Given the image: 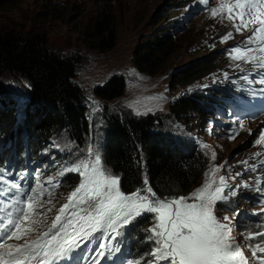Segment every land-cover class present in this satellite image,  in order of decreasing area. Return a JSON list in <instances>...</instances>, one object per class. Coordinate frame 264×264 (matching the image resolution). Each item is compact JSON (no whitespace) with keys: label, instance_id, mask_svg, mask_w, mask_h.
<instances>
[{"label":"rangeland","instance_id":"rangeland-1","mask_svg":"<svg viewBox=\"0 0 264 264\" xmlns=\"http://www.w3.org/2000/svg\"><path fill=\"white\" fill-rule=\"evenodd\" d=\"M234 3L235 0H210L207 5L204 0H14L0 9V25L23 32L43 31L50 48L61 53L74 54L79 51L74 82L85 92L92 126L82 145L71 140L64 132L58 131L41 149L39 162L33 166L32 174L41 179L46 192L41 201L44 205L43 213H46L43 215L46 220L43 227L51 224L61 206L68 203V195L80 183L78 173L60 175L64 167L78 159H92L95 153L101 155L106 109L120 113L121 116L124 113L130 116L165 115L170 101L206 87H223L229 91L235 88L236 91L230 94L237 101V107H234V113L231 115L223 111L216 123L212 122V118L201 122L199 117H194L193 122L202 123L206 127V131L200 130L199 135H194L186 129V123L171 119L167 123V131L173 139L192 142L207 159L200 183L192 187L184 197H189L201 188L206 179L213 180L215 187L220 183L221 176L225 178L227 185L233 187L232 191L236 192V178L246 170L251 173V177L247 178L248 185L264 186V141L256 144L257 139L264 133V94L261 93L264 83H259L264 80V67L259 66V61L234 59L236 54L230 52L237 47L242 50L251 48L253 51H244V55H262L259 42H246V37L251 35V29L255 26L249 25L248 28L237 32L234 24H240V20L229 19L227 8L215 15L211 11L213 8L220 9L222 4L230 6ZM107 6L113 8L115 45L106 52L88 50L81 41L82 26L92 21ZM171 10L174 11L170 13ZM170 25L174 28L177 26L173 31L177 50L156 69L154 76L137 72L131 62L135 45L143 43L153 33L158 32V27L162 26L164 29ZM228 33L232 35L225 40L224 37ZM210 57L214 63L207 75L186 85L170 87L172 76L177 74L180 68L195 60ZM113 75L123 77V95L114 102L103 104L92 96L91 90L101 86ZM158 94H166L168 98L161 99ZM240 121H243L242 125ZM0 145L5 146V143L0 142ZM90 149L93 155H90ZM40 161L50 166L48 172L40 171ZM245 161L247 163H244ZM252 166H255V170H252ZM102 167L110 170L103 164ZM213 168L218 169L214 174L210 172ZM69 175L75 177L76 184H64L65 177ZM115 176L119 177L116 174ZM28 177L26 175V178ZM10 178L9 170L4 172L0 187ZM257 178L260 180L259 184ZM49 179L52 183H48ZM254 197L255 195L244 191L240 205H237L238 212L229 206H223L224 214L219 220H224L227 216L235 222L242 214L253 219L259 227V233H263L264 220L252 216L253 211L261 206L249 208L243 203L246 200L264 202V191L259 199ZM238 225L236 224V230H232L231 235L238 236L237 243L241 244L245 256L251 258V264H260L259 259L252 257L248 245L264 246V237L257 235L256 231H245L241 228L239 230ZM249 234H252L254 239L245 240L244 237ZM256 255L264 257V253L257 252Z\"/></svg>","mask_w":264,"mask_h":264},{"label":"trees","instance_id":"trees-1","mask_svg":"<svg viewBox=\"0 0 264 264\" xmlns=\"http://www.w3.org/2000/svg\"><path fill=\"white\" fill-rule=\"evenodd\" d=\"M13 1L0 0V9ZM112 10L107 6L82 26L81 41L88 50L106 52L115 45ZM162 26L149 39L135 45L131 62L137 72L154 76L156 69L177 50L173 25L164 29ZM78 53H61L50 48L43 31L23 32L0 25V142L9 140L15 155L13 157L6 150V143L0 150V158L9 157L15 161V167L25 170V165L37 163L39 151L58 131L78 144L85 143L92 119L85 92L74 82ZM213 63L210 57L185 65L172 76L170 87L202 78L213 68ZM124 88L123 77L113 75L101 86L94 87L91 94L107 104L120 98ZM229 94L227 90L215 87L196 90L170 101L166 114L160 116H130L128 113L121 116L106 109L105 136L100 147L102 164L119 175L124 191L140 188L145 172L157 195H185L200 183L207 159L192 142L173 139L167 131V123L170 119L186 123V129L199 135L200 130L206 131V127L193 122V118L199 117L201 122L210 117L216 118L218 109L228 100ZM41 169L46 171L48 168L43 164ZM244 173L245 178L251 177L250 171ZM73 180L68 176L64 184L70 186ZM250 185L247 190L257 193L259 186ZM240 199L238 194L237 201L230 205L235 212H238ZM243 203L249 208L258 205L253 200ZM214 209L222 215L219 206ZM258 214V219L264 220V211L258 210ZM142 221L131 229L130 248L133 251L141 248V238L138 241L135 239L140 237L138 227ZM237 224L239 230L260 232L255 221L249 217H243Z\"/></svg>","mask_w":264,"mask_h":264},{"label":"snow or ice","instance_id":"snow-or-ice-1","mask_svg":"<svg viewBox=\"0 0 264 264\" xmlns=\"http://www.w3.org/2000/svg\"><path fill=\"white\" fill-rule=\"evenodd\" d=\"M204 3L207 5L210 0H204ZM224 8L229 12V19L239 18L240 24H234L237 32L249 25L255 26L251 29V35L246 37V42H259V51L262 53L261 56H247L244 51L252 52L253 49L242 50L237 47L230 50L236 54L233 58L259 61V66L264 67V0H235L233 5L222 4L220 9L213 8L212 14L215 15ZM231 35L228 33L224 39ZM259 83H264V80ZM261 93L264 94V90ZM240 123L242 125L243 121ZM262 141L264 133L257 139L256 144L259 145ZM90 155H93L91 149ZM252 170H255V166H252ZM217 171V168L210 170L213 174ZM64 173H78L80 176L79 185L67 197L68 203L61 206L48 231L41 232L35 240H25L23 244L0 243V264H31L42 252L44 256H63L97 232L106 234L107 229H111L119 235L140 217L152 213H155V224L146 232L151 233L148 240L153 242L154 247L147 254L144 264H251V258L245 256L241 244L231 235L232 218L226 216L223 219L228 223H222L214 214L217 202L226 201L228 195H236L235 191L224 194V189L229 186L223 176L219 177L220 183L215 187L213 180L206 179L203 186L189 197H174L169 200L157 198L152 188L147 186V181L142 190L131 194L124 193L120 178L102 167L99 153H95L92 159H78L65 166L60 175ZM48 183H52V180L49 179ZM257 183H260L259 178ZM243 186L247 187V184ZM11 188L19 191L16 183H12ZM31 192V195L26 196L23 205L16 208L17 216L8 221V228L4 229V236L0 240H21L30 232L36 231L31 225H38L41 223L39 217L46 215L36 211L37 208L44 207L39 202V196L44 189L41 187L38 193L36 188H32ZM68 216L72 218L68 219ZM25 221H28V226H24ZM68 228L73 231L69 233ZM61 232L64 237L62 241H58ZM50 233H53L51 238L45 239ZM257 235L264 237V233ZM244 239H254V236L249 234ZM54 241L58 243V249H49ZM248 247L252 257L264 264V257L256 255L257 252L264 253V246ZM39 264H45V261L41 259Z\"/></svg>","mask_w":264,"mask_h":264}]
</instances>
